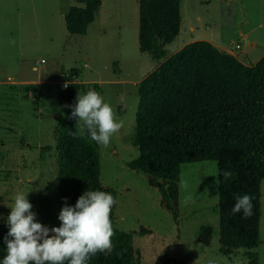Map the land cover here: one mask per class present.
<instances>
[{
	"label": "rangeland",
	"instance_id": "obj_1",
	"mask_svg": "<svg viewBox=\"0 0 264 264\" xmlns=\"http://www.w3.org/2000/svg\"><path fill=\"white\" fill-rule=\"evenodd\" d=\"M75 4L0 0V222H7L14 196L23 192L36 222L56 227L53 133L61 110L59 81L74 69L77 80L98 82L99 94L122 122L107 148L98 145L99 180L116 192L114 225L132 234L138 264H248L246 248L219 251L215 160L180 164L176 220L160 204L157 182L127 165L137 156L131 144L137 84L161 61L138 49L137 1L102 0L84 34L65 28L63 14ZM179 12V32L166 45L168 54L190 36V26L205 35L219 33L227 43L234 39L241 49L243 42L233 34L260 23L264 43V0H180ZM256 54L248 52L251 60ZM259 201V242L249 251L264 264V178ZM204 225L210 228L206 240Z\"/></svg>",
	"mask_w": 264,
	"mask_h": 264
},
{
	"label": "trees",
	"instance_id": "obj_2",
	"mask_svg": "<svg viewBox=\"0 0 264 264\" xmlns=\"http://www.w3.org/2000/svg\"><path fill=\"white\" fill-rule=\"evenodd\" d=\"M179 1L137 0L138 49L161 61L137 84L131 137L137 156L127 165L157 182L160 204L176 220L180 164L215 160L219 251L229 254L243 247L248 264H258L249 250L259 242L260 180L264 178V54L254 64H244L211 42L197 39L167 55L166 45L180 28ZM75 2L63 14L65 28L71 34H84L101 0ZM76 75L70 69L62 78L70 80ZM90 89L99 93L98 82L70 81L59 88L61 110L53 133L56 227L61 226L58 217L65 204L75 206L87 190L104 191L116 199L115 190L99 180L98 145L83 122L69 118L78 94ZM225 171L233 175L225 179ZM244 194L253 197V214L247 218L232 213L235 197ZM115 205L110 215L114 251L110 255L97 253L86 264L139 263L132 234L114 225ZM8 231L7 222H0V264L6 255ZM201 232L206 240L209 226H201Z\"/></svg>",
	"mask_w": 264,
	"mask_h": 264
},
{
	"label": "clouds",
	"instance_id": "obj_3",
	"mask_svg": "<svg viewBox=\"0 0 264 264\" xmlns=\"http://www.w3.org/2000/svg\"><path fill=\"white\" fill-rule=\"evenodd\" d=\"M70 119L83 122L92 141L107 148L111 137L117 133L122 122L115 118L112 107L95 90L77 96ZM231 171L223 172L225 179ZM181 187L186 184L181 180ZM192 199H185V203ZM248 194L235 197L232 213L251 216L253 204ZM118 201L104 191H85L75 206L65 204L58 219L61 226L51 229L35 220L32 205L26 194L14 196L7 217L9 231L5 237L6 255L2 264H86L97 253L110 255L114 251V230L110 215ZM53 233L50 235L49 233ZM9 237L11 239H9ZM119 255V253H117Z\"/></svg>",
	"mask_w": 264,
	"mask_h": 264
},
{
	"label": "crops",
	"instance_id": "obj_4",
	"mask_svg": "<svg viewBox=\"0 0 264 264\" xmlns=\"http://www.w3.org/2000/svg\"><path fill=\"white\" fill-rule=\"evenodd\" d=\"M135 1H137V0H135ZM224 1H227V0H224ZM101 4H102V0H101V3L99 5L97 11H99V9L101 8ZM137 9H138V3H137ZM97 11H96V13H97ZM260 25H261L260 23H257L256 25L251 26L250 28H248L246 30L239 29V30H237V32L235 34H233L235 36V38H237L243 42V47L241 49H239L240 48V45L238 44L239 42L234 41V39H230L229 42L227 43V42H225V40L227 41V39L224 38L219 33L218 34L205 35V34L197 33L198 31H195L193 26H190V30H192L190 36L184 37L183 41L180 42L179 44H177V46L173 50V52L176 51L177 49H179L181 46H183L185 43H187L189 41L197 40V39H205V40L211 42L212 44L220 47L221 49L226 50L227 52L231 53L233 56H235L242 63L254 64L264 54V43L261 44V38H262L261 33L257 32ZM137 26H138V18H137ZM137 31H138V27H137ZM192 36H194L195 38L193 39ZM232 42H233V45L230 44ZM236 44H238L239 46L236 47ZM250 51H253V53H257L252 60L248 56V52H250ZM172 53H169V54L167 53V55H170ZM92 81H94V80H89L88 82H92ZM74 82H81V81L77 80V78L74 76Z\"/></svg>",
	"mask_w": 264,
	"mask_h": 264
},
{
	"label": "built area",
	"instance_id": "obj_5",
	"mask_svg": "<svg viewBox=\"0 0 264 264\" xmlns=\"http://www.w3.org/2000/svg\"><path fill=\"white\" fill-rule=\"evenodd\" d=\"M236 47H238V45H236ZM64 75H65V76L68 75V71L65 72ZM70 81H71V82L74 81V76H71V79H70V80H66V79L62 78V79L59 81V87H60L61 89L65 88L66 85H67V83L70 82Z\"/></svg>",
	"mask_w": 264,
	"mask_h": 264
}]
</instances>
